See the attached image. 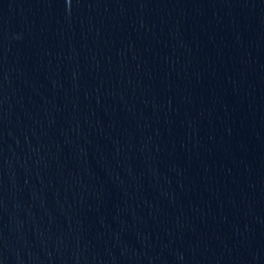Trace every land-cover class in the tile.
<instances>
[{"label": "water", "instance_id": "95a60500", "mask_svg": "<svg viewBox=\"0 0 264 264\" xmlns=\"http://www.w3.org/2000/svg\"><path fill=\"white\" fill-rule=\"evenodd\" d=\"M0 264H264V0H0Z\"/></svg>", "mask_w": 264, "mask_h": 264}]
</instances>
